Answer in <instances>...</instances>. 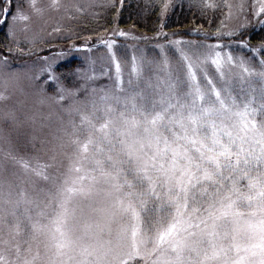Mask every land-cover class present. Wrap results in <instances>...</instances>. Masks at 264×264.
Segmentation results:
<instances>
[{"label": "snow or ice", "instance_id": "snow-or-ice-1", "mask_svg": "<svg viewBox=\"0 0 264 264\" xmlns=\"http://www.w3.org/2000/svg\"><path fill=\"white\" fill-rule=\"evenodd\" d=\"M124 6L0 0V101L13 100L0 109V264H264V37L245 39L264 0H202L207 28L187 33L164 31L175 0L149 3L153 37L119 28ZM101 8L114 26L95 41L40 26ZM117 37L157 41L156 57L135 49L126 73ZM52 41L87 48L86 66L58 74Z\"/></svg>", "mask_w": 264, "mask_h": 264}, {"label": "rangeland", "instance_id": "rangeland-1", "mask_svg": "<svg viewBox=\"0 0 264 264\" xmlns=\"http://www.w3.org/2000/svg\"><path fill=\"white\" fill-rule=\"evenodd\" d=\"M50 2H51V0H38V3L41 5H47ZM59 2L61 4H65L68 2V0H59ZM100 2H102V0H100ZM125 2L126 3L128 2L129 4L126 5L123 10L128 11V10H130L129 7L131 8L133 5L134 9L135 8L138 9V6H139V7H144L143 12H147V11L150 12V11H152L151 8H148L147 10H145V5H147L149 3H156V2H158V0H127ZM215 2L217 4L223 5V0H215ZM230 2L235 3L236 0H230ZM175 3H176V5H177V3H181V0H175ZM201 3H202V0H183L182 4L186 8H192L194 10H198V12H201L200 7H198V5H200ZM190 5H191V7H190ZM94 11L99 12L100 15L99 16L80 17L78 22L77 21L69 22L67 17H63V19H61L62 13H56V12L46 13L45 19L48 21V23H47V25H44L43 21H41L40 26H44L47 28V31H51V27L55 26L57 20H60V22L62 24L71 23V27L74 30H78L80 32V36H81V40L75 41V43L80 44L82 42L83 38L86 36H89V35H91L93 41H95L97 34H103L104 29H108L110 31L111 27L114 26L112 21H113V17L115 15V13L110 12L111 17H109V12L105 13L104 9H102V8L101 9H95ZM155 12L157 13V16H158L159 9L157 8ZM211 12H213L211 9L207 10L208 14ZM170 13L171 12H169V14ZM49 17H51V19H49ZM208 17L210 18L209 15H208ZM120 18H121V16H120ZM120 18L118 21L119 28L124 29L126 31H130L132 33V35H134V36L153 37L155 35V34H151V33L143 34L142 33L143 31L139 30V28L136 27L134 24H132V22L129 21L128 24H125L124 22H120ZM249 20H252V23L249 24L245 28V30L250 31L248 33V36L250 35V33L252 31H254L259 26H261V25L255 23V20L251 16L249 17ZM229 23H230V26L235 27L236 24L238 23V21L233 20ZM158 25H159V21H158ZM200 25H202V24L191 23V25H187L185 28H182L179 30L170 29L167 32L187 33V32H189V30L197 28ZM34 27L36 28L37 31H39V26L34 25ZM205 28H207V25L205 26ZM1 30L6 32L7 31L6 25H0V31ZM212 30L214 31L215 27ZM179 38L184 39V40H196V39H198L196 36L191 35V34L183 35ZM116 39H117V46L119 48L118 55L123 56L125 53L127 54V62L128 63H127V67L125 68L126 73H127L128 67H130V62H131L132 56L133 55L139 56L141 54L140 52H135L134 51L135 49L139 48V49L143 50V52L146 53L149 58H155L156 57L158 50H154V45L157 43V41H155V40H147V41H145V40H134V39H131L130 37L129 38L117 37ZM245 39L247 40L248 37H246ZM56 42L61 43V45L60 44H54ZM159 42L163 43V41H159ZM52 43L55 45L56 51H60L61 48L63 49V55L57 59L56 65L54 66L56 69V72L58 74H66L69 71V69H61V66L64 65V63H66V64L72 63L71 62L72 60L75 61V63H74L75 65L71 69H74L78 66H86L85 65V56L89 55L87 48H79V49L70 48L67 42H61V41H52ZM259 44H255V45L258 46ZM252 45H254V44L252 43ZM38 47L46 48L45 45H38ZM104 52H106V48L103 45H100L97 43L93 47L91 55H93L95 57V56H99L101 53H104ZM246 52H247V49H244L242 51L238 50L235 54L236 55H243ZM40 54L41 55H48L49 52L47 50H45L44 52H42ZM32 59H35V56H33ZM122 63H124V61H122ZM30 64H31V60H29V58L26 56L23 57L22 59H17V60L12 61L13 70H19L21 73H23L24 71H27L28 68L30 67ZM96 71H97V74H99V72L102 71L99 63L96 66ZM113 71H114V69H113ZM125 79H127V76H125ZM72 82H73V78L68 77L67 83L69 85H71ZM107 83H109L107 76H99L98 75L97 86L99 84H107ZM12 103H13L12 99H10L9 101H0V109L4 108L5 105L11 106ZM0 127H3V125L0 124ZM20 130L25 135L30 131L27 123L22 124Z\"/></svg>", "mask_w": 264, "mask_h": 264}, {"label": "trees", "instance_id": "trees-1", "mask_svg": "<svg viewBox=\"0 0 264 264\" xmlns=\"http://www.w3.org/2000/svg\"><path fill=\"white\" fill-rule=\"evenodd\" d=\"M127 1V0H125ZM129 3L125 2V6ZM124 6V7H125ZM130 10H123V13L120 18V22H124L125 24H128L129 21L132 22L136 27L139 28V30L143 31L142 33H151L155 34L154 29L158 27V20H157V13L150 11V12H143L144 7H139L138 9H134L133 5L130 8ZM138 12H137V11ZM221 11L223 9H219L215 12L207 13V16L209 15L210 18L212 16H220ZM114 12V11H113ZM109 17H111L109 12ZM167 28L164 29V31H169L170 29L179 30L182 28H185L187 25H191V23H197L202 24L204 27L207 25V19H204L201 15V12H198V10H194L192 8H186L183 4L181 6V3H177L176 8L174 11H171V13L168 15L167 19ZM218 22V21H217ZM110 24V23H109ZM214 28V27H213ZM250 31L245 30V38L248 37V41L252 44H259L261 42V38L264 37V26H259L257 29L252 31L250 35L248 36V33ZM4 31H0V39H3L4 37ZM54 44H60L59 42H56ZM72 63L66 64L61 66V69H71L74 67L75 61L72 60Z\"/></svg>", "mask_w": 264, "mask_h": 264}]
</instances>
